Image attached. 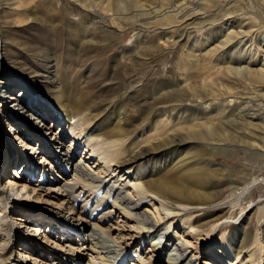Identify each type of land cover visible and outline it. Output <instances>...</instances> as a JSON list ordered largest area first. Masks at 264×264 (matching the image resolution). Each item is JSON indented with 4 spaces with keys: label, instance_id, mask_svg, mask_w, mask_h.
<instances>
[{
    "label": "bare ground",
    "instance_id": "6f19581e",
    "mask_svg": "<svg viewBox=\"0 0 264 264\" xmlns=\"http://www.w3.org/2000/svg\"><path fill=\"white\" fill-rule=\"evenodd\" d=\"M29 1L18 0L8 5V9H21ZM224 1H228L229 4L233 2V4L225 8L226 2L224 3ZM237 1L239 0H97L96 3H93L95 13L90 11L91 15L87 21L96 17L100 21L106 22L107 26L103 28L105 36L112 35L111 28L119 21L127 25L139 23L140 26L145 25L148 28L150 26H156L159 29L172 28L180 32V41L184 40L183 33L189 32L187 38L189 58L186 60V57L182 56L181 60L189 72L182 73L180 81L176 82L172 78L167 85L163 83L160 88L158 87L159 89L151 93L150 106H140L142 118L137 125H133L134 128L132 125L126 127L129 121L131 123L134 118L132 111L119 106L120 101L116 98L108 101L106 108L103 109L105 113L111 109L115 110V112H111L112 117L108 122L113 127L106 125L101 135L102 128L98 133L91 131V123H97L95 117L92 119L85 113L79 114L80 107H75L72 103L73 98L82 100L81 95L74 96V87L63 88L62 103L65 107L59 108L58 102H55V105L51 100L45 98L38 92L37 86L29 81L30 79H25L26 87L20 82L22 88L17 91H19L18 94H26L31 101H34L30 104L31 106L26 104L27 99H19L16 92L11 91L7 84H0L3 97L0 107L4 106L3 108H5L4 111L0 108V125L3 118L7 117L10 123L9 131L19 124L21 125L19 128L24 125L23 130L27 129L16 135V138L21 142H16L18 148L22 149L21 145L28 147V142L25 141L27 140L26 132L35 133L36 131L37 134L41 132L40 137L42 138L45 137L44 135L50 134L49 140L55 147H51L48 143L47 148L40 149L30 146L28 148H33L34 156L45 152L42 160L44 166L51 165L46 154L52 152L54 153L49 155L54 156L53 159H56L58 165L62 164L64 173H59L55 169L53 171L55 183H60L52 186L51 190L58 189L55 194V199L58 201L55 204L61 202L56 208L60 212L68 214L65 221L74 224L75 222H71V219L77 221L76 217L79 216L78 222H76L82 225L77 228L79 232L92 228L90 236H94L95 240L91 241L93 247L91 249L98 255L95 258L101 261L96 262L91 254L87 264H125L129 260V256H127L129 245L135 240L142 241L141 244H144L145 240L148 241L149 248L145 252L142 250L143 254H137V258L133 259L132 264H197L196 253L199 251L193 244V239L199 237L200 232L206 228H212L219 224L217 221L211 224L207 220L193 221L190 218L191 212L189 214L186 212L203 210L209 205L212 207L214 203H225L214 196L218 191L214 183L215 180L229 182L234 189V194L239 197L244 196L245 192H249L251 186L256 182L255 179L245 182V179H241L239 176L249 175L252 177L256 173L257 168L253 169V159L252 162L249 161L245 164L243 170L241 168L237 171V174L240 172L239 175H236L237 177L231 174L228 176L225 164L216 163L217 154L236 152L241 148H245V156H264V10L261 11L258 8V11L248 14L251 12L245 10L247 7L244 9L243 6L235 5ZM255 1L261 5L260 7H264V0ZM232 7L243 14H233ZM222 10L229 11L232 15L228 21L219 24L217 21L220 19L219 13L225 14ZM18 13L24 14L20 10ZM79 19H81L80 16H73L67 23L68 33L71 36L79 37L80 40L78 43L73 42L72 58L66 60L67 67L64 68L68 71L69 78L78 79L77 84L81 81L90 83L92 79L96 78L92 75L96 70L92 68V64L88 65L89 74L87 76H81V70L86 71V67L80 65L81 61H85L88 56V54L84 55L82 43L98 41L97 38H94L98 26L82 24L77 22ZM137 37L139 41H142L139 33ZM141 43H138V47ZM0 46H3L1 31ZM125 55H122L114 63V70L126 66V63H134L133 58L125 57ZM0 64L3 70L6 66L8 67L3 61L2 48ZM7 67L8 70L10 67ZM54 67L57 68V65L49 64L47 71L55 72L54 76L50 78L55 80L58 74L56 69H52ZM79 73L80 75H78ZM147 85H143L141 88ZM164 89L169 95L163 94ZM191 91L197 92L202 100H207L208 109L202 110L198 106L199 101L193 106L184 103L185 96ZM226 96L240 100L241 105L230 110L228 105L216 103L222 101ZM163 97L166 99L160 101V98ZM162 102H164L163 106ZM43 103H46V106H42ZM134 108L137 109V106ZM15 109L18 110L17 114ZM91 110V107L88 106L87 113L89 114ZM49 111H52L50 116L53 117V120L47 123L46 112ZM13 114L17 117L13 118ZM25 114L30 116V123H19ZM57 123H60L59 127L64 129L60 135L53 134ZM69 132L73 135L71 148L57 151V147L63 145ZM78 140L80 143H85L86 148L90 147L89 151L92 150L93 153L89 155L90 160L99 158V161H103L109 174L112 177L117 176L114 181H111L112 178H104L99 173H92L89 162L84 164V167H81L82 161L76 162L77 154L74 153L73 147ZM188 145L189 147H187ZM181 146L187 148L181 151L177 150L173 154L171 152V155L166 157L167 159L161 160L156 171L141 172V169L134 165L136 161L151 152H162L160 150L165 148L168 150ZM27 160L29 161V158ZM113 165L116 166L114 172L124 166L122 168V171H125L124 174H114L113 170L110 172ZM11 166L12 164L9 165V167ZM71 169H74L72 177L70 179L67 176L64 177L69 175ZM14 173L16 174V170ZM18 177V175L10 177L6 185H1L2 180L0 179V243L2 240H6L5 245L0 244V264H35L27 262L38 253V250L34 248L31 250L26 242H21L23 245L20 244V246L17 244L19 232L26 235L27 239L30 235L33 236L35 226L33 227L32 223L37 220L31 216L32 213L20 216V227L22 228L16 226V234L12 230L14 222L11 220L15 218V214L8 208L10 201L14 203H20L18 200L26 201L27 195L31 197V190L35 191V188L30 187L31 189H29L25 183L18 181ZM97 188H104L106 191H100ZM10 190L14 192V197L12 194H6ZM21 193L23 194L21 195ZM94 193H96L95 196L90 200L89 198ZM25 194L26 196H24ZM86 194L88 195L86 196ZM111 194H116L114 199L113 196L109 197ZM35 198H40V194ZM95 198V206L91 207V202ZM108 198H110V202H113L114 207L121 209L125 217L122 220V226L127 227V222H135L137 224L136 232L132 228H128L130 232L125 236H113L116 229L109 225L104 227L105 223L113 219V209L104 211L97 223L92 222V227L87 226L97 218V212L102 210L104 202ZM81 201L84 202L82 209H86V211L81 210L75 217L76 206ZM149 207L155 212L156 219L149 215ZM85 215H88V220L85 219ZM76 226L78 224L72 229L75 230ZM176 228H179L180 231L174 232ZM81 232L79 237H81ZM44 237L49 243L51 242L48 235L45 234ZM187 238H192V241ZM236 238L239 237L233 238L235 243L239 242ZM244 241H247L246 237L239 243V246L241 245L239 252L234 250V248L237 249V244H234L233 248L232 241L227 242L226 238L223 241V248L230 252V256L235 257L236 262L248 264L254 258L256 250H252L251 244H248L245 247L248 259L242 261L241 257L244 255L240 251L244 248ZM55 246L57 247V244L51 248L52 251L43 248V253L48 258L47 261L43 259L42 263L49 264L50 260L51 264H70L69 258L78 256L74 262L85 258V253H76L79 252L80 246L72 245L63 256L59 252H54L57 249ZM64 247L60 245V252ZM165 250L167 251L165 252ZM217 252L222 256L219 250ZM38 255L42 254L38 253ZM15 257L17 260L13 261ZM218 262L220 263V260ZM75 264L81 263L75 262ZM207 264L213 263L210 261Z\"/></svg>",
    "mask_w": 264,
    "mask_h": 264
},
{
    "label": "rangeland",
    "instance_id": "374dc122",
    "mask_svg": "<svg viewBox=\"0 0 264 264\" xmlns=\"http://www.w3.org/2000/svg\"><path fill=\"white\" fill-rule=\"evenodd\" d=\"M16 1L18 0H0V31L3 38V46H0V50L1 48L3 50V61L8 65V67H10L7 70L6 66L3 70L0 64V84H7L11 91L17 93V90L22 88L20 82H22V84L26 87L27 82L24 81L25 79H30L29 81H32L37 86L38 92L45 98H48V100H51L54 104L55 102H58L57 106L59 108L65 107L62 103L63 88L67 89V87H74V96L81 95L82 98L81 101L73 98L74 101L72 102L75 107H80L79 114L85 113L92 119L95 117L97 122L91 123V131L98 133V131H100L99 129L102 128L100 133L102 135L106 125L110 126L111 123L108 122L112 117L111 112H115V110L111 109L105 113L103 112V109L106 108L108 101H111L112 98H116L120 101L119 106L132 111L134 118L131 123L129 121V124L126 127H131L132 125V128H134L133 125H137L142 118L140 106H150L149 99L151 93L159 89L161 84L165 83L164 85H167L169 80L172 78H174L176 82L180 81L182 79V73L189 72V69L185 68L181 63L182 56H185L186 60L189 58V42L187 41L189 36L188 31L183 33L184 40L180 41V32L172 28L159 29L156 26H150L148 28L145 25L140 26L139 23L127 25L126 23L122 24V22L119 21L117 25L113 24L111 28L112 35L105 36L103 28L107 26L106 22L100 21L99 18L96 17L87 21L91 15L90 11L95 13L93 3H96L97 0H30L29 2H26V6L21 7V9H8V5L13 4V2ZM224 3L225 8H228L233 4V2L229 4L228 1H224ZM235 5L243 6L244 9L247 7L245 10L251 12L248 14L258 11V8H260L261 11L264 10V7H260L261 5H258L255 0H239ZM19 10L24 14L20 15L18 13ZM222 11L225 14L219 13L218 17L220 19L217 20L219 24L228 21L232 13L243 14L234 7H232V13L226 10ZM73 16L81 17V19L77 20V22L92 26L95 24L98 26L94 36V38H97L98 41L96 43H82L84 55L86 56V54H88V56L85 58L87 62L86 60L81 61L80 66L86 67V71L81 70V76H87L89 74V64H92V68L96 69L92 74L93 76H96V78L92 79L90 83L81 81L77 84L78 79L73 80L69 78L68 71L64 69L67 67L66 60L72 58L71 53L74 49L72 45L73 42L78 43L80 40L79 37L71 36L67 31L69 29L67 23ZM140 29H142V31H140ZM138 33L141 36L142 41L138 40ZM139 42H142L140 47H138ZM125 54L132 56H127ZM122 55H125V57L128 58H133L134 63H126V66L114 70V63L119 60ZM47 62L48 65H57V68H52L57 70L58 76L55 80L50 79L54 76L55 72L50 73L47 71ZM78 75H80V73ZM1 81H4L5 83ZM146 84L148 85L141 88ZM30 87L32 88L31 85ZM241 90L248 91L245 89ZM32 91L34 90L32 89ZM163 94H168L166 93V89L163 90ZM24 96L27 95L25 94ZM200 97L201 96L197 92L191 91L185 96L184 103L193 106L197 101H199L200 103L198 106L202 110L208 109L207 100H202ZM2 98V93L0 91V104ZM41 98L42 97H40V99ZM40 99L38 98L39 101ZM165 99V97L160 98V101ZM31 103H34V101L26 102L28 106H31ZM216 103L218 105H228L230 110L233 107L241 105L240 100H235V98H232L231 96H226V98L222 101L220 100ZM161 104L163 106L164 102ZM42 106H46V103H43ZM42 106L41 110L43 109ZM88 106L92 109L89 114L87 113ZM136 106L137 109L134 108ZM3 107L0 108L4 111L5 108ZM31 108L34 109L33 107ZM47 108H49V106H47ZM131 108H134V111ZM51 112L52 111L46 112L48 116L47 123L53 120V117L50 116ZM137 112L139 113L138 115ZM15 113H18L17 109H15ZM14 117L16 118L17 116L13 114V118ZM29 120L30 116L25 114L19 123L23 124L24 122L29 124ZM59 125L60 123L56 124L53 134H62L64 129H61ZM19 126L21 125H15L18 131H15L16 128H12V126L11 131H9L10 123L7 120V117L3 118V122L0 125V179L2 180L1 185L8 184L10 177L15 175V170L16 173L18 172V169L21 171L25 166L26 160L29 158L30 168L27 170L26 176L24 177L22 175L20 179L18 178V181L25 183L29 189L35 188V191L31 190V197H28V195L26 196V194L24 195L27 197L26 201L18 200L20 203L10 201L8 206L11 212L15 214V218L11 220V222H14L12 230L15 234L16 226L22 228L20 227V216L32 213L31 216L35 217L37 220L35 223H32L34 224L33 227L35 226L33 236L30 235L29 239H27L26 235L21 234L22 232H19V235L17 236L19 238V240H17V244L19 246L22 244L21 242H26V245L30 247L31 250L34 248L38 250L39 254H42L38 255L37 253V256L33 255V259H29L27 263L46 264L42 263L43 259L47 261L48 258L44 255L43 248L48 251L51 250L55 244H57V247L55 246L57 249H55L54 252H59L62 256L72 245L74 247L80 246L79 252L76 253H85V258L81 261H75L77 263L87 264L91 254L94 256V260L96 262H100V259L95 258L98 256L97 253L91 249L93 248L91 246V241L95 240L94 236H90L92 228L87 229L84 232L80 231L81 237L78 236L80 235V232L77 228L82 225L76 223L78 222L79 217L77 215L81 210L86 211V209H82L84 202L81 201L78 203V206H76L77 214L75 217L77 216V221H72L71 219V222H75L74 224L69 223L67 220L65 221L68 214H65L64 212L62 213L56 208L58 207L57 205L61 203L55 204L58 201L55 199V194H57L58 189L56 188L52 191L51 187L59 184L60 182L55 183L54 180L56 179L53 178V171L55 169L59 173H64L62 164L58 165L56 159H53L54 156L49 155L54 153L52 152L46 154L47 159L51 161V165L44 166L42 164V160L44 156L43 153L45 154V152L43 151V153H39L34 156V150H32L33 148H28L29 146L40 149L47 148L48 143L51 147H55L49 140L50 134L44 135L45 137L42 138L40 137L41 132L37 134L36 131L33 133L28 130L31 134H29V132H26V134L29 137L32 136L30 140L33 139L34 142H29L27 143L28 147L27 145H24L22 146V149H19L16 142H21L19 141L20 139L16 138V132L20 133L21 131L25 132V130H27L26 128L23 130L24 125L21 128H19ZM35 127L38 129L36 125ZM72 138L73 135L69 132V135H67L66 139H64L63 145L55 149L57 151L69 150L72 145ZM25 141L27 142V140ZM14 146H17V149L14 148ZM187 147H189V145ZM187 147L181 146L168 150L165 148L160 150L162 152H151L146 157L140 158V160L136 161L134 165L137 166V168H140L141 172L156 171L159 163H161V160L163 161L164 159H167L166 157L171 155V152L173 154L175 151H181ZM73 148V151H75L74 153L77 154L75 156L76 162L82 161L81 167H84V164L89 162V166L91 165L90 167H92V173H99L107 179L112 178L111 181H114L117 178L116 175V177H112V175L109 174L102 160L99 161V158L90 160L89 155L93 152L92 150L89 151L90 147H85V143H80V140H78ZM244 149L245 148L238 149L239 151L237 150L236 152L229 151L227 153H219L217 154L216 163L221 165L225 164L228 171V174H226L228 176L231 174L234 177H237L236 175L240 174V172L237 174V171L241 168L243 170L245 164L253 159V169L255 167L257 168L256 173L252 177L249 175H239L241 179H245V182H248V180L249 182L254 179L256 180V182L249 189V192H245L244 196L239 197L237 194H234V189L229 182H219L218 180H215L216 182L214 183L218 191L214 194V196L217 197L218 200L225 201V203H214V207L209 205L208 208L203 210H191L186 212L188 214L191 212V216H189L193 219V221L207 220L210 221V224L216 223L217 221L219 224L213 226L212 228H206V230L200 232L199 237L193 239V244L199 251L196 253V257H198L197 264H207L210 261L213 264H241V262H236L234 256H230V252L224 250L223 241L225 238L227 242L232 241L231 243L233 244V248L234 244H237V249L234 248V250L239 252V249H241V245L239 246V243L245 237L247 241H244V248L240 251V253H243L244 255V257H241V260L246 261L248 259V253H245V247L248 244H251L252 250L256 251L254 258H252V261H249L248 264H264V156H245ZM14 161H16V163H13ZM10 164H12L11 167H9ZM16 164H20V166L17 167ZM114 167L116 166L113 165L110 172L113 170L112 173L114 174H124L125 171H122L124 166L115 172ZM72 173H74V169H71L69 175L67 174L64 177L67 176V178L70 179V177H72ZM44 177L46 178L45 180ZM120 182L122 183V181ZM242 184L245 185L246 183ZM98 189L99 188H97V190ZM99 190L104 192L106 191L104 188ZM6 194H12L11 190L7 191ZM22 194L23 193H21V195ZM39 194L40 198L36 199L35 197ZM95 194L96 193H94L89 199L92 200ZM87 195L88 194H86V196ZM12 196L14 197L13 194ZM110 196H113L114 199L116 194H111L109 197ZM110 198L104 202L102 210L97 212V218L93 219L90 225L87 226L92 227L93 223H97L99 221L98 219L104 211L113 209L114 217L108 221V223H105L104 227L109 225L115 228L116 231L113 233V236L115 237L125 236L128 232H130L128 228H132L136 232L137 224H135V222H127V227L122 226V220H124L125 217L119 207L113 206V202H110ZM48 199L50 200L48 201ZM95 203L96 198L93 202H91V207L95 206ZM70 205L71 203L69 206ZM149 209V215L156 219L155 212L152 211L151 207H149ZM85 219H89L88 215H85ZM76 224H78V226L75 227L76 229H72ZM94 227L96 228L95 225ZM134 231L131 232L135 233ZM178 231H180V229L176 228L174 232ZM45 234L49 236L52 243H49V241L44 237ZM235 236L239 237L236 238L239 241L237 243H235L233 239ZM173 239L176 240V238ZM187 239H191L192 241V238ZM175 240L172 241L174 242ZM141 242L142 241L140 240H135L131 243V245H129L127 255L129 256V260H127L125 264H132L133 259L137 256V254H143V251H148L149 242L146 240L144 244H141ZM0 244L5 245L6 240H2ZM60 245L65 246L62 248L63 251L61 252ZM218 250L222 256L219 255L217 252ZM166 251L167 250H165V252ZM77 257L78 256L69 258L70 264H75L74 260ZM16 260L17 257H15L13 261ZM218 260H220V263ZM48 263L51 264L50 260Z\"/></svg>",
    "mask_w": 264,
    "mask_h": 264
}]
</instances>
